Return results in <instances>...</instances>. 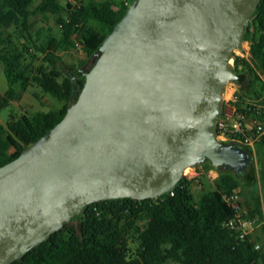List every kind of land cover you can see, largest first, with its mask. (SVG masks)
<instances>
[{"label": "water", "instance_id": "water-1", "mask_svg": "<svg viewBox=\"0 0 264 264\" xmlns=\"http://www.w3.org/2000/svg\"><path fill=\"white\" fill-rule=\"evenodd\" d=\"M262 0H135L92 56L63 119L0 166V264H13L87 205L157 198L190 166L257 178L254 155L218 140L232 59Z\"/></svg>", "mask_w": 264, "mask_h": 264}, {"label": "trees", "instance_id": "trees-1", "mask_svg": "<svg viewBox=\"0 0 264 264\" xmlns=\"http://www.w3.org/2000/svg\"><path fill=\"white\" fill-rule=\"evenodd\" d=\"M133 2L0 0V11L13 9L20 16L14 31L0 24V60L9 82L0 108L18 97L17 85L21 90L36 85L63 102L61 107L31 116L10 114L7 132L15 150L0 154V166L17 158L63 119L73 97L78 96V86L85 83V72L93 66L92 56ZM45 14L57 16L58 29L43 25L33 31L31 18ZM16 38H21L20 44ZM246 40L250 41L249 55L234 52L237 71L250 78L248 87L241 88L240 105L248 115L264 121V0L250 18ZM72 48L86 55L77 64H68L61 53ZM29 56L41 57L40 62H27ZM261 146L264 136L258 149ZM203 165L211 166L209 162ZM259 181L264 190V157L259 178L221 171L215 187L199 197L192 191L193 181L182 179L157 198L123 197L89 204L82 215L13 264H264V241L257 249L253 235L239 237L228 225L237 209L224 198L242 185L249 186V214L261 216Z\"/></svg>", "mask_w": 264, "mask_h": 264}, {"label": "built area", "instance_id": "built-area-1", "mask_svg": "<svg viewBox=\"0 0 264 264\" xmlns=\"http://www.w3.org/2000/svg\"><path fill=\"white\" fill-rule=\"evenodd\" d=\"M248 43V41H246ZM249 47L241 56L249 55ZM241 84L236 80H231L225 86L223 93V111L218 114L217 130L218 140L228 142L237 140L242 142L252 151L257 168V178H259V166L257 163L258 143L264 136V121L248 113L241 107ZM220 170L217 167L210 166L206 168L203 164L190 166L185 169L183 179L190 181L197 180L199 177L205 176L213 187L220 178ZM225 200L236 207L235 217L228 222V225L238 232L240 238H246L254 233L259 225L264 230V196L261 194L262 214L261 216L252 217L249 209H243L241 203V193L239 189L226 193ZM257 249L261 248V244H255Z\"/></svg>", "mask_w": 264, "mask_h": 264}, {"label": "rangeland", "instance_id": "rangeland-1", "mask_svg": "<svg viewBox=\"0 0 264 264\" xmlns=\"http://www.w3.org/2000/svg\"><path fill=\"white\" fill-rule=\"evenodd\" d=\"M64 4L67 3L68 0H61ZM135 1V0H134ZM15 19L12 20L11 26L8 25V29H11L10 31L16 30L17 25L19 24V15L13 10V9H7L4 11L0 12V22L5 21L6 19ZM56 18L57 16L51 15V14H45V15H38V16H33L31 18L32 22V29L33 31L36 30L39 26H52L57 30L56 26ZM17 44L21 43V38H16L15 39ZM248 41V43L246 42ZM243 42L241 47L237 49L235 52L238 55H242L244 52H246L247 48L249 47L250 41L246 40ZM61 53L63 54L66 62L68 64H77L79 60L84 59L86 57L85 52L81 50L80 48H72L69 50H62ZM32 56V55H31ZM40 58L38 57L37 59L31 58L30 56L28 57L29 62L31 59L34 60L35 63L40 62ZM232 63L235 66V58L232 59ZM92 63L90 62V65ZM36 93V96H35ZM21 99H16L9 105L8 107L0 108V114L3 118L7 119L9 117V114H15V115H32L33 113L42 111V112H47L53 107H61L63 105V102L59 101L58 99L54 98L50 94H46L42 91V89L36 85H32V87L25 93L24 96L20 97ZM28 107L29 112L25 113L23 108ZM257 163L259 166V163L261 159L264 157V146H261L257 150ZM213 188L212 184L210 181L205 177H199L197 180H194L192 183V191L195 194L196 197H199L204 191ZM250 187L246 185H242L239 188V191L241 194V207L243 209H248L247 202L250 199L249 193L247 190H249ZM258 190L259 193L264 196V190H263V185L259 181L258 183ZM254 238L256 239L257 243H260L261 245L263 244L264 241V230L261 226H257L254 233L252 234ZM135 244L132 243V247H134ZM165 264H180L178 262L174 261H168Z\"/></svg>", "mask_w": 264, "mask_h": 264}, {"label": "crops", "instance_id": "crops-1", "mask_svg": "<svg viewBox=\"0 0 264 264\" xmlns=\"http://www.w3.org/2000/svg\"><path fill=\"white\" fill-rule=\"evenodd\" d=\"M5 10H7V9H5ZM2 11H4V10H2ZM12 20H15V19H10L9 18V19H6L3 22H0V24H2L4 26V28L8 29V25L11 26L10 24H12V22H14ZM19 21H20V16H19ZM8 30H11V29H8ZM31 87L32 86H30L26 90H21L19 88V86L17 85L16 88L18 89V97L16 99H21L20 97L24 96L25 93ZM8 88H9V82H8V78H7L6 73H5V67H4L3 62L0 60V102L3 101L4 96H5L6 91L8 90ZM35 96H36V93H35ZM15 100H13V101H15ZM23 110H24L25 113L29 112V108L28 107H24ZM9 116H10V114H9ZM16 116H19V115H16ZM29 116H31V115H29ZM8 120H9V117L7 119H5L0 114V154L4 153L6 155L11 154L15 150L13 144L11 143V141L9 139V134L7 132Z\"/></svg>", "mask_w": 264, "mask_h": 264}, {"label": "flooded vegetation", "instance_id": "flooded-vegetation-1", "mask_svg": "<svg viewBox=\"0 0 264 264\" xmlns=\"http://www.w3.org/2000/svg\"><path fill=\"white\" fill-rule=\"evenodd\" d=\"M91 63H93V62L91 61Z\"/></svg>", "mask_w": 264, "mask_h": 264}]
</instances>
